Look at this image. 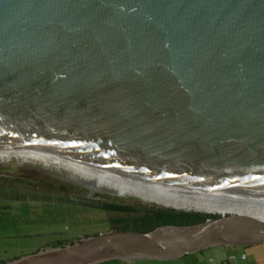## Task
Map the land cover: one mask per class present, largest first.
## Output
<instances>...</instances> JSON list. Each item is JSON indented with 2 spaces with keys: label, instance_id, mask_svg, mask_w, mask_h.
<instances>
[{
  "label": "water",
  "instance_id": "water-1",
  "mask_svg": "<svg viewBox=\"0 0 264 264\" xmlns=\"http://www.w3.org/2000/svg\"><path fill=\"white\" fill-rule=\"evenodd\" d=\"M0 162L85 193L264 199V0H0ZM263 242L264 213H218L0 264L166 261Z\"/></svg>",
  "mask_w": 264,
  "mask_h": 264
},
{
  "label": "rangeland",
  "instance_id": "rangeland-1",
  "mask_svg": "<svg viewBox=\"0 0 264 264\" xmlns=\"http://www.w3.org/2000/svg\"><path fill=\"white\" fill-rule=\"evenodd\" d=\"M68 196L70 197L69 200L57 194H54V198L50 195L45 198L53 199V203L34 201L21 203L11 201L7 203L8 212L0 214V218L5 217L4 220H0V262H9L55 247L59 243L68 244L85 237L107 232L110 227L108 218L99 209L92 208L93 204L96 201L111 202L114 200V202H119L123 200L132 202L137 200L78 191H71L66 198ZM31 198L34 199L35 196L31 195ZM137 201L160 207H171L144 200ZM178 210L194 211L186 208ZM195 211L199 212V210ZM209 214L218 215V213ZM209 249L205 251H215V247ZM232 249H235L234 252L226 256L230 259V264H246L245 261L241 260L243 253H246L256 262H264V242L248 247H233ZM198 253L201 252L188 254L183 259L191 260L192 257H195L192 255H200ZM234 257L236 260H233ZM214 260L215 258H207L205 262L206 264H215Z\"/></svg>",
  "mask_w": 264,
  "mask_h": 264
},
{
  "label": "trees",
  "instance_id": "trees-1",
  "mask_svg": "<svg viewBox=\"0 0 264 264\" xmlns=\"http://www.w3.org/2000/svg\"><path fill=\"white\" fill-rule=\"evenodd\" d=\"M92 208H97L101 212L107 213L109 223L120 231L151 232L161 226L197 225L207 219L218 216L197 211L178 210L172 207H160L137 200L132 202L123 200L119 202H114V200L111 202L96 201ZM66 244L59 243L55 247H63ZM233 260H236V257ZM245 262L248 264V259Z\"/></svg>",
  "mask_w": 264,
  "mask_h": 264
},
{
  "label": "flooded vegetation",
  "instance_id": "flooded-vegetation-1",
  "mask_svg": "<svg viewBox=\"0 0 264 264\" xmlns=\"http://www.w3.org/2000/svg\"><path fill=\"white\" fill-rule=\"evenodd\" d=\"M0 164H2V168L0 169V214H6L8 212L7 203L11 201L20 203L23 201L53 203V199L49 200L45 198H48L49 195L54 198V194H57L66 200L70 199L69 196L67 197L68 199L66 198V196L71 193L70 188H74V186L68 184L70 182L58 177L64 183L59 182V186L54 189V174L52 173H48L41 169H28L23 165L19 167L13 165L12 167L3 162H0ZM88 189L91 191L90 188ZM31 195L35 196V198H31ZM103 214L108 218L107 213ZM4 219L5 217L0 218V220ZM109 226L108 231L114 228L110 223Z\"/></svg>",
  "mask_w": 264,
  "mask_h": 264
},
{
  "label": "crops",
  "instance_id": "crops-1",
  "mask_svg": "<svg viewBox=\"0 0 264 264\" xmlns=\"http://www.w3.org/2000/svg\"><path fill=\"white\" fill-rule=\"evenodd\" d=\"M233 247H226V246H218L215 247V251H201V253H198L200 255H192L195 257H192V259H183L186 258L187 255L175 259V260H156V259H139V260H114V261H107L108 263L104 262L105 264H206L205 260L207 258H215L214 263L215 264H230V261L226 256L231 255L232 252H234L235 249H232ZM213 250V249H209ZM207 252V253H206ZM242 255H246L248 259V264H264V262H256L250 258L246 253H243ZM226 260V261H225ZM102 264V263H100Z\"/></svg>",
  "mask_w": 264,
  "mask_h": 264
},
{
  "label": "bare ground",
  "instance_id": "bare-ground-1",
  "mask_svg": "<svg viewBox=\"0 0 264 264\" xmlns=\"http://www.w3.org/2000/svg\"><path fill=\"white\" fill-rule=\"evenodd\" d=\"M152 202V201H149ZM157 204L168 205V206H175L176 208H186V209H196L203 212L208 213H220V214H227V213H250L256 216L264 213V199L260 200H252V201H245V202H238V203H231V204H224V205H211V206H181V205H174V204H167V203H159Z\"/></svg>",
  "mask_w": 264,
  "mask_h": 264
},
{
  "label": "built area",
  "instance_id": "built-area-1",
  "mask_svg": "<svg viewBox=\"0 0 264 264\" xmlns=\"http://www.w3.org/2000/svg\"><path fill=\"white\" fill-rule=\"evenodd\" d=\"M241 259L247 261V257L245 255L241 256Z\"/></svg>",
  "mask_w": 264,
  "mask_h": 264
}]
</instances>
